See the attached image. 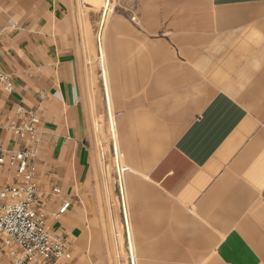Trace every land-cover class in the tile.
Instances as JSON below:
<instances>
[{
  "label": "crops",
  "instance_id": "0c3cea01",
  "mask_svg": "<svg viewBox=\"0 0 264 264\" xmlns=\"http://www.w3.org/2000/svg\"><path fill=\"white\" fill-rule=\"evenodd\" d=\"M119 1L130 19L107 26L103 72L139 257L186 259L192 246L202 264H264V0ZM70 5L0 0V68L14 85L0 125L37 119L39 200L70 253L52 264H108ZM0 142L24 145L3 128ZM11 177L0 171V185Z\"/></svg>",
  "mask_w": 264,
  "mask_h": 264
},
{
  "label": "rangeland",
  "instance_id": "374dc122",
  "mask_svg": "<svg viewBox=\"0 0 264 264\" xmlns=\"http://www.w3.org/2000/svg\"><path fill=\"white\" fill-rule=\"evenodd\" d=\"M119 2L71 0L69 14L77 59L83 74L88 138L94 157L91 187L97 203L100 220L98 234L102 240L105 257L108 264H133V261L134 264H202L206 259H196L199 256L198 250L192 246L185 248L189 252L185 256L186 259L139 257L137 232L134 230L136 224L131 215V185L127 184L125 172H122L114 140V116L107 102L103 72L104 64L106 65L104 38L107 26H111L114 17L118 15L130 19L128 11L122 8ZM190 227L192 225L185 224L180 229L184 234ZM191 242L189 240L190 244ZM211 250L212 248L210 252Z\"/></svg>",
  "mask_w": 264,
  "mask_h": 264
},
{
  "label": "built area",
  "instance_id": "2783aa9c",
  "mask_svg": "<svg viewBox=\"0 0 264 264\" xmlns=\"http://www.w3.org/2000/svg\"><path fill=\"white\" fill-rule=\"evenodd\" d=\"M13 87L10 74L0 68V93L8 95ZM22 112L21 107L14 110L16 115ZM25 115V120L7 118L0 125L24 142L19 149H6L0 142V171L12 172L11 180L0 185V253L8 264H52L70 253L66 238L52 232L46 222L33 164L36 150L30 145L37 119L32 111Z\"/></svg>",
  "mask_w": 264,
  "mask_h": 264
}]
</instances>
